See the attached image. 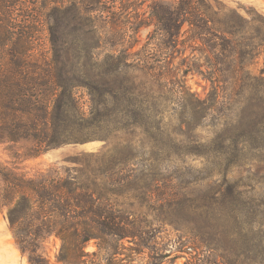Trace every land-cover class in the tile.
Returning a JSON list of instances; mask_svg holds the SVG:
<instances>
[{
	"label": "trees",
	"instance_id": "obj_1",
	"mask_svg": "<svg viewBox=\"0 0 264 264\" xmlns=\"http://www.w3.org/2000/svg\"><path fill=\"white\" fill-rule=\"evenodd\" d=\"M144 3L0 0V144H27L14 159L108 140L124 115L142 114L128 74L140 69L166 80L175 73L177 58L183 76L211 83L210 111L218 104L242 110L235 121L227 119L224 141H234L249 125L252 106L264 107V77L251 72L264 55V16L248 19L237 9L213 12L205 0H176L151 3L147 21L139 12ZM145 27L153 30L140 45ZM80 88L87 90L89 113L80 105ZM246 107L250 111L244 112ZM110 152L83 153L73 159L83 167L52 166L36 177L0 162V209L30 264H135L137 257L140 264H176L186 253L191 258L184 264H264V240L221 237L222 246L164 238L160 228L115 208L106 185L131 160H117ZM96 172L103 174L102 184L91 176ZM53 237L61 240L55 263L44 251ZM92 241L98 251L90 253Z\"/></svg>",
	"mask_w": 264,
	"mask_h": 264
},
{
	"label": "rangeland",
	"instance_id": "obj_2",
	"mask_svg": "<svg viewBox=\"0 0 264 264\" xmlns=\"http://www.w3.org/2000/svg\"><path fill=\"white\" fill-rule=\"evenodd\" d=\"M144 1L139 12L149 21L151 3L172 4L176 0ZM205 1L213 12L237 9L248 19L264 16V0ZM152 30L153 27H145L139 32L140 45H144ZM179 62L177 58L175 73L166 80H156L140 69L128 74L130 94L137 98L142 114L124 115V122L109 134L108 140L68 144L26 161L12 155L23 153L27 144H0V162L36 177L52 166L68 168L67 171L83 167L73 160L75 156L111 149L108 155L131 161L106 185L108 202L160 228L162 237L216 241L222 246L225 240H219L221 237L239 243L264 240V107L252 106L251 111L244 108V112L250 111L249 125L234 141H224L227 119L235 121L242 110L231 112L218 104L210 111L208 106L214 104L211 83L199 75L183 76ZM251 72L257 78L264 77L263 54L254 61ZM76 93L80 105L89 113L87 90L80 88ZM251 102L246 94L245 103ZM91 176L103 183L101 172ZM5 214L6 210L0 209V264H30L20 251ZM60 247L57 237L44 245L45 254L53 263ZM86 250L97 252L95 241ZM179 255L184 256L176 264L191 258V254ZM141 261L142 257H137L135 264Z\"/></svg>",
	"mask_w": 264,
	"mask_h": 264
}]
</instances>
